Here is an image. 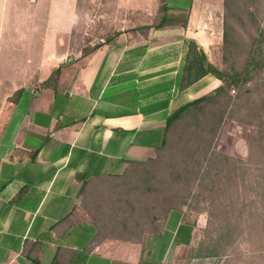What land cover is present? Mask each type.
<instances>
[{
    "label": "crops",
    "instance_id": "0c3cea01",
    "mask_svg": "<svg viewBox=\"0 0 264 264\" xmlns=\"http://www.w3.org/2000/svg\"><path fill=\"white\" fill-rule=\"evenodd\" d=\"M218 1L193 0L186 28L90 41L89 0H0V264L153 262L155 224L123 237L113 202L129 165L158 153L168 117L222 84H180L186 40L209 58L200 13ZM162 223L174 243L171 215Z\"/></svg>",
    "mask_w": 264,
    "mask_h": 264
},
{
    "label": "rangeland",
    "instance_id": "374dc122",
    "mask_svg": "<svg viewBox=\"0 0 264 264\" xmlns=\"http://www.w3.org/2000/svg\"><path fill=\"white\" fill-rule=\"evenodd\" d=\"M167 1L89 0L79 13L89 19V40L99 41L146 24L157 25ZM235 1L229 17L234 28L231 47L225 49L223 44L224 0L201 11L210 23L201 30L203 36L206 32L214 37L208 52L212 63L221 70L241 72L249 58L252 38L257 37V27L245 15V0H238V4ZM185 4L187 0H170L172 7ZM249 7L264 29V0H255ZM238 13L243 22L237 20ZM208 127H219L212 148L218 156L212 155L209 162H204L201 137L213 136L208 134ZM261 131L264 133V69L256 72L247 85L232 88L228 96L183 117L169 131L167 145L152 160L129 165L120 178V195L113 202L128 224L122 236L140 239L155 224L154 239L148 243L154 251L150 264H264V141L258 140ZM201 166L196 175L194 170ZM202 169L209 173H202ZM171 209L180 210L183 222L193 226L190 245L176 247L172 234L162 230ZM157 234L164 235L162 242L168 247L162 259L156 255L161 244Z\"/></svg>",
    "mask_w": 264,
    "mask_h": 264
},
{
    "label": "trees",
    "instance_id": "16d2710c",
    "mask_svg": "<svg viewBox=\"0 0 264 264\" xmlns=\"http://www.w3.org/2000/svg\"><path fill=\"white\" fill-rule=\"evenodd\" d=\"M234 0H224V32H223V44L225 49L231 47L230 42V34L234 32V28L231 26L229 22L232 2ZM255 0H245V15L249 16L252 20L253 27L256 28L257 37L252 38V48L249 52V58L241 72L236 71H226L221 70L216 67L213 63L209 61L208 56L205 51L193 40H186L184 43L185 46V56L183 59V63L181 65L180 70V84L181 88H188L192 84L198 82L202 78L206 76H212L221 81V85L213 91V93L203 96L199 99L191 101L184 106L180 107L178 110L173 112L167 119L165 123V128L162 132H155L153 139L157 141L159 137L157 135L162 134V141L159 148V151L163 149L167 145V136L169 131L176 126V124L183 119V117L191 116L195 111L204 109V105L206 103H210L216 100L223 95L228 96L232 88H241L243 85H247V83L252 80L254 74L261 69H264V29L259 25L256 16L249 11V6L254 3ZM193 0H187V4L184 6H170V0L165 2L163 6V16L160 22L155 26H144L141 29H154L161 30L167 27L173 26H181L182 28H186L191 12ZM176 3V1H175ZM235 4H238V0L235 1ZM237 20L242 21V15L240 13L236 14ZM245 26V25H244ZM138 30V29H137ZM118 36V34L116 35ZM59 75V70H57L53 76L51 77V81L55 82L56 78ZM20 92L17 93V97L20 96ZM223 118L220 121L222 123ZM218 129H213L212 127H208V134H212L213 136L208 139L207 136H202V144L204 145L203 153H204V162H209L212 155L218 156L214 154L213 142L215 139V135L217 134ZM259 141H264V133L259 132ZM257 140V141H258ZM256 141V140H255ZM256 141V142H257ZM254 142V141H253ZM158 151V152H159ZM252 157V147H251V155ZM223 159L227 161H231L229 158L223 157ZM152 160V158L150 159ZM235 163H241L240 161H234ZM262 168L264 171V160L262 162ZM201 167H199L196 171L194 170L196 175H199L201 172ZM237 170L235 166L234 171ZM247 171V170H246ZM193 173V172H192ZM202 173H209V171H205L202 169ZM264 177V174H263ZM264 179V178H263ZM171 215L172 223L174 225L175 235H174V244L175 245H189L192 240L193 226L188 224H179V220L182 217V212L177 209H171L167 217ZM174 223V224H173Z\"/></svg>",
    "mask_w": 264,
    "mask_h": 264
}]
</instances>
